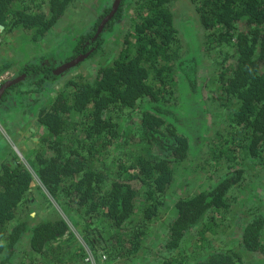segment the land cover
<instances>
[{
	"label": "trees",
	"instance_id": "16d2710c",
	"mask_svg": "<svg viewBox=\"0 0 264 264\" xmlns=\"http://www.w3.org/2000/svg\"><path fill=\"white\" fill-rule=\"evenodd\" d=\"M73 1L48 0L49 13H44L38 0H0V24L35 29L37 38L56 24ZM189 1L199 12L204 50L211 53L219 84V100L210 97L196 116L203 112L212 115L213 109L219 113L224 126L218 137L208 143L206 152L213 163L225 165L229 172L214 186L175 200L177 215L169 225L160 264H184L185 257L174 251L196 227L197 246L222 235L220 229L228 220L238 188L244 185L243 165L250 171L254 166L264 168V0ZM20 2L22 9L15 10L13 5ZM173 2L135 0L119 57L111 66L99 68L92 81L79 78L66 82L50 107L40 113L45 134L58 140L46 137L35 144L38 149L29 155V162L11 156L9 162L3 163L0 264L11 261L28 229L25 221L13 223L17 208L32 202L33 182H40L54 201L73 209L75 218L70 217L71 221L81 217L91 225L96 219L107 220L125 232L121 237L105 239L95 228L84 229V247L71 232L67 219L39 223L31 229L30 237L31 251L38 257L36 264H62L64 260L86 263L87 250L98 261L105 252L109 261L118 262L136 257L142 250L165 203L174 163L185 160L189 148L187 137L167 118L171 112L162 111L166 103L177 99L179 89L176 69L183 38L171 9ZM124 8L125 0L115 20L125 18ZM93 30L97 31V27ZM103 32L97 39L95 33L87 34L78 43L79 49L90 51L89 57L95 55L103 46ZM196 59L190 60L194 66ZM228 62L234 63L231 71ZM179 67L182 72L188 70L185 73L190 70H184L182 63ZM192 112L184 110L185 115ZM94 165H99L98 169ZM139 193L144 197V207L140 220H136ZM241 233L247 251L264 252V213H256ZM57 242L68 244V250ZM237 242L225 243L222 251L200 256L195 264H245L244 254L232 247Z\"/></svg>",
	"mask_w": 264,
	"mask_h": 264
},
{
	"label": "flooded vegetation",
	"instance_id": "af4514ba",
	"mask_svg": "<svg viewBox=\"0 0 264 264\" xmlns=\"http://www.w3.org/2000/svg\"><path fill=\"white\" fill-rule=\"evenodd\" d=\"M83 1L84 0H74L70 5H68L66 12L60 16V19L57 20L56 24L37 38H34L36 34L35 29L27 28L22 25L12 28L11 26H6L2 23L0 24V26H2V28H0V75L12 66L13 61L11 58L13 56L18 57V59L15 60L18 61V63L16 67L13 68L14 70L5 77L0 76V88L6 83H10L3 90V92L0 93V170L2 169L3 163L9 162L11 159V143L15 142L14 144L19 145V142H22V132L24 133L25 131H29L33 134L29 136V139L35 144H40L46 137L47 139L58 140L55 136H51V134H45L46 129L42 128V123L39 121V115L42 110H47L50 107L55 95L64 88L66 82L73 83L74 80L77 81L79 78L92 81L98 74L99 68L111 66L114 60H116L121 54L123 45L126 42L128 29L130 28L129 18H131L130 15H132L135 0H125V18L116 20L114 19V16L120 7L121 1L123 0H94V3L92 4L95 5L96 8L91 9L86 13L84 12L85 15L81 18L80 12L78 13V8H81ZM38 2H42L43 8L41 11L49 13L48 0H38ZM13 7H15V10L22 9V4L20 2V5L14 4ZM96 12L98 13L97 15L91 16ZM196 12L199 14L197 10ZM13 14H15V11L14 13L10 12L7 16H11ZM178 23L179 22L176 20L177 27L180 29V33L183 38L182 49L178 52L179 56L176 69L179 89L178 93H176L177 99L174 100L175 102L172 100L171 103H166V107L162 111L169 110L171 112V114L166 115L167 118L175 122L173 124L187 137L189 148L185 160H188L191 155L195 154L193 152L196 151L194 147L196 145H201L200 141H203L205 138V130H203L204 125L202 124L205 119H208V115L203 112L202 116L197 117L196 113L197 111L200 112L205 108V102L208 101L211 96L216 100H219L217 99L219 96L212 93L208 95L211 90L209 86L213 82L210 77L207 79H201L198 74V59H196L197 54L194 52L196 43L201 41V39H205L201 27H196V25H193L188 19H186L185 22L186 26L179 25ZM95 27H97V31L93 30ZM19 28L20 39L22 41L20 42L19 47H16L15 45L11 47L8 46L10 49L6 52H2L4 51L2 48L5 46V43L11 44L8 41L9 39H7L9 38V34L18 31L17 29ZM59 28H62L63 31H58L56 33ZM104 29L106 30L103 32ZM25 31L28 33L23 34V37L26 38L22 40L21 32L26 33ZM90 32L93 34L95 33L96 39V36L103 32V46L92 57H89L91 53L90 51H82L78 46V43ZM194 36L196 37L195 39ZM47 39L51 42L50 44L46 42ZM184 48H186L187 55L184 54ZM30 49L32 51H29ZM25 51L28 53L27 57H25ZM193 58L196 59V66L190 62ZM93 59L95 60L97 67L96 74L93 77H89L85 74V71L88 66L94 64H89L94 62ZM180 63L184 64V70L190 69L188 73H185L188 70L185 72H182L183 70L181 71V68L179 67ZM227 64L229 70L231 71V69L234 68V63L228 62ZM192 67H195V69L191 74ZM214 74L216 83V66L214 68ZM216 85L218 86L219 84L216 83ZM37 86H39L40 89H37ZM36 89L37 91H35ZM185 109L192 110V114L185 115ZM174 118H177V120ZM134 119L138 118L134 117ZM220 122L223 123V121ZM38 130H42L41 133L43 136H36ZM37 139L39 140L36 141ZM182 162H175L174 168L177 163ZM225 169L227 170L225 174H227L229 169ZM169 193L168 187L167 192L165 193V203L161 211L168 207L167 200L169 199ZM260 195L264 197V194L261 193ZM178 198L186 197L180 196ZM258 199L261 198L259 197ZM175 200L176 199L174 198V201L172 202L175 213L173 216H168L166 229L159 232V235H161L160 240L158 239L154 242V252L151 250L150 256L153 260L155 258L156 264H160L161 262V258L163 257L162 255L164 254L163 250L167 243V238L169 237V225L177 215ZM19 211L20 206L16 210V216L14 219L15 222L16 220L20 221L18 218ZM161 216L162 214L158 216V219L155 217L154 222H158ZM246 222L242 223L241 229L237 233V241L242 235L241 230L244 229ZM198 232L197 227L194 228V230H191L190 233L185 236L184 243L180 249L174 251L175 255H179V253H181L185 257L184 264H195L199 261L200 256L223 250H214L208 253L201 252V254L198 252L195 254V251L192 250V252L189 253L187 248L189 246L192 247L194 243L189 245V239L187 237L193 234L195 236V244L197 245L199 241ZM123 235L125 234H117L116 237H121ZM216 237L217 236H213L212 241H209L206 245L202 246H208L209 248L210 246L212 247V243L215 241ZM240 241L241 247L240 243H238V248L240 252L244 254L245 264L246 261H250L251 264H254V259L255 261L258 260L255 258L257 254H254V252L251 253L245 249L242 236L240 237ZM112 243L108 244V246L112 245ZM190 256L193 258L191 259ZM107 258L109 259L108 255ZM151 264H153V262H151Z\"/></svg>",
	"mask_w": 264,
	"mask_h": 264
},
{
	"label": "rangeland",
	"instance_id": "374dc122",
	"mask_svg": "<svg viewBox=\"0 0 264 264\" xmlns=\"http://www.w3.org/2000/svg\"><path fill=\"white\" fill-rule=\"evenodd\" d=\"M94 0H84L83 4L81 5V8H78V13L80 12L81 18L84 17V12H88L91 9L96 8L95 5H93ZM98 9V8H97ZM96 9V10H97ZM173 12L176 16V20L179 22V25L186 26V19H188L193 25H196V27L200 28V21H199V14H197L195 10V6L192 5V3L189 0H174L172 4ZM99 10V9H98ZM76 12V11H75ZM98 13H94L93 15H97ZM68 25V24H67ZM67 27V26H66ZM18 31L12 32L9 34L8 41L11 44H4L2 52L8 51L10 48L8 46L15 45L16 47H19L21 39H20V28L17 29ZM60 31L62 32L63 29L59 28L56 33ZM26 32V31H25ZM55 32V31H54ZM21 32L22 40L26 37H23V34H27ZM203 33V32H202ZM196 37L194 36V39ZM47 43H51L48 39L46 40ZM204 43L205 39H201L198 43H196L195 46V54H197V58L200 59L198 62V74L201 79H207L210 77L211 81L215 83V74H214V68L215 65L212 58L211 53L206 54L207 52L204 50ZM29 44V43H28ZM29 51H32L31 49ZM190 51V50H189ZM231 51V50H230ZM25 57L28 56V53L25 51ZM184 54L187 55L186 48H184ZM12 66L5 72L1 73V77L7 76L10 72H12L14 67H16L18 61H15L18 59L17 56H13L12 58ZM94 62H91L89 64L94 63L91 66H88V68L85 71V74L89 77H93L96 74V64L95 60ZM2 62V61H1ZM86 68V67H85ZM211 83L209 88L211 89L208 93L218 95V86ZM212 98V96H211ZM210 100V99H209ZM208 100V101H209ZM207 101V102H208ZM209 108H212L210 106ZM208 119H205L202 125L207 124L208 129L204 132L205 138L203 141H200L201 145H196L194 149L196 151H193L195 154L190 156V159L185 160L182 163H177V165L174 168V177L172 183L169 185V196L167 200L168 207L164 208L163 211L160 212L162 214L159 221L152 225L149 232L146 235V240L143 244L142 250L136 255V257H131L126 260H121L118 262L109 261V259L99 260L97 261V264H156V260L150 256L151 250L153 251V246L155 241L158 239L160 240L161 235H159V232L164 231L166 229V222L168 220V216H173L175 213L174 207L172 206V202L174 201V198L177 199L180 196H192L200 192L201 190L205 188H209L211 186H214L221 177L226 173V166L221 164L213 163V161L208 158L207 156V146L210 141L215 140L218 137V132L222 130L223 123L220 122V115L217 111L213 109L212 115L211 112L207 116ZM220 122V123H219ZM135 127L131 128L132 132L134 131ZM129 131V134L134 136L129 128H127ZM42 130H38L37 135L38 137L43 136ZM33 135L29 131L22 132V142H19V145L11 143V153L12 156L15 158L23 161V162H29L28 157L29 155L35 151V149H38V146L35 145V143L31 142L29 139V136ZM135 141L138 140V136H135ZM37 139L36 141H38ZM41 140V139H40ZM37 144V143H36ZM134 145L138 147H144V144L139 143L137 145V142L133 143ZM41 148V146H39ZM134 147L135 146H132ZM31 157V156H30ZM212 162V163H211ZM213 164V165H211ZM99 166V165H97ZM94 165L95 168L98 169V167ZM244 168H246L245 173V180L243 187L239 186L237 195V199L232 202L230 210L228 212V220L225 222L223 227L220 229V236L216 237L215 241L212 243V247L210 248L208 246H202L200 244H195L194 238L195 236L189 235L187 238L188 244L194 245L191 247L189 246L187 248L188 252L195 251L201 254V252H212L214 250H220L223 249L227 244L230 243H236L237 242V233L241 229L242 223L246 221H250L251 218L256 216V213H264V197H262L260 194H264V168L260 166H254L252 167L251 171L248 168L249 166L243 165ZM33 198L32 202L30 204H25L23 206H20V211L18 214L19 220H16V222L13 223V225L17 222L25 221L28 225V229H26V232L23 234V237L21 241L19 242V245H17V248L15 249V253L11 258V261L7 264H22L23 262L26 263H35L38 259L37 256H34L33 253L30 250L29 241L31 236V229L34 226H37V224L47 221H55L59 219L60 217L67 219V221L70 224L71 232H74V234L77 236V239L83 244L84 247H86V244L83 240V237L81 235V232L84 231V229L90 230L95 228L96 231H100V234L103 238L107 239L110 238L112 235L117 236V234H125L120 229H116L113 225H110L111 223L107 220H100L96 219L94 223L91 225L85 224V222L75 219V221H71V218H75L73 215L74 212L72 208H67L65 205H60L54 199L47 193L45 188L40 182H33ZM40 186V188L38 187ZM251 191V193H250ZM141 192V191H140ZM261 199H258V198ZM253 199V200H252ZM252 200V201H250ZM137 212L135 213V219L140 220V217L142 215V210L144 207V197L141 193H139L137 197ZM250 201V202H249ZM249 202V204H248ZM71 217V218H70ZM77 239L75 241H77ZM74 242V241H73ZM71 242V244L73 243ZM103 243V242H102ZM227 243V244H225ZM238 243V242H237ZM59 245H62V249L68 250V244L58 243ZM238 249L240 252L238 245L232 246ZM193 248V249H192ZM246 249V248H245ZM198 250V251H197ZM89 252V250H87ZM154 252V251H153ZM187 252V254H188ZM69 256L71 258V255L68 253L67 258L69 259ZM192 259L193 257L190 256ZM258 259L255 261L254 264H264V252L257 254L255 257ZM97 260V259H96ZM86 262V261H85ZM62 264H87L83 262V260L77 261H69L64 260ZM246 264H251L250 261H246Z\"/></svg>",
	"mask_w": 264,
	"mask_h": 264
},
{
	"label": "built area",
	"instance_id": "2783aa9c",
	"mask_svg": "<svg viewBox=\"0 0 264 264\" xmlns=\"http://www.w3.org/2000/svg\"><path fill=\"white\" fill-rule=\"evenodd\" d=\"M99 260H104L107 259V254L105 252H102V254L100 255V257H98ZM85 261L87 262V264H97L96 257L94 256V254L92 252H88L87 257L85 258Z\"/></svg>",
	"mask_w": 264,
	"mask_h": 264
},
{
	"label": "water",
	"instance_id": "95a60500",
	"mask_svg": "<svg viewBox=\"0 0 264 264\" xmlns=\"http://www.w3.org/2000/svg\"><path fill=\"white\" fill-rule=\"evenodd\" d=\"M0 28H2V26H0ZM14 82V81H13ZM12 82V83H13ZM10 83H6L4 84L1 88H0V93L3 92V90L9 85Z\"/></svg>",
	"mask_w": 264,
	"mask_h": 264
}]
</instances>
